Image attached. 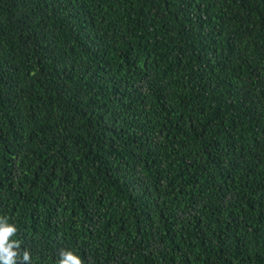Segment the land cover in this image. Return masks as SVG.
Segmentation results:
<instances>
[{
  "label": "trees",
  "instance_id": "16d2710c",
  "mask_svg": "<svg viewBox=\"0 0 264 264\" xmlns=\"http://www.w3.org/2000/svg\"><path fill=\"white\" fill-rule=\"evenodd\" d=\"M0 216L31 264H264V0H0Z\"/></svg>",
  "mask_w": 264,
  "mask_h": 264
},
{
  "label": "clouds",
  "instance_id": "9594fccd",
  "mask_svg": "<svg viewBox=\"0 0 264 264\" xmlns=\"http://www.w3.org/2000/svg\"><path fill=\"white\" fill-rule=\"evenodd\" d=\"M18 231L7 216H0V264H31L30 251H22L21 241L14 239ZM58 256V264H84L82 258L69 249H60Z\"/></svg>",
  "mask_w": 264,
  "mask_h": 264
}]
</instances>
